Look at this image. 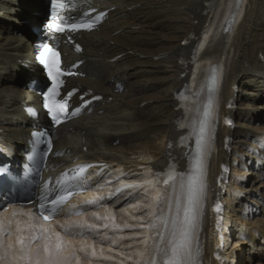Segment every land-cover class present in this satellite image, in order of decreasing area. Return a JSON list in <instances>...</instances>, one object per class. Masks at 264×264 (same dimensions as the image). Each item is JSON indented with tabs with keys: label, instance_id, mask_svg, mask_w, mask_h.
Instances as JSON below:
<instances>
[{
	"label": "bare ground",
	"instance_id": "6f19581e",
	"mask_svg": "<svg viewBox=\"0 0 264 264\" xmlns=\"http://www.w3.org/2000/svg\"><path fill=\"white\" fill-rule=\"evenodd\" d=\"M44 3L0 0V141L5 143L0 147L6 150L9 145L17 155L29 148L32 128L37 126L26 109L39 106V100L19 82L31 79L30 74L40 77L33 60L39 43L34 30L43 27ZM74 7L107 12L104 23L93 32L71 36L81 52L61 40L65 64L80 62L79 75L68 81L66 89L77 90L75 101L83 94L98 100L78 119L58 127L55 157L42 180L92 166L95 176L90 188L121 168L141 183L130 193L111 197L107 201L110 210L92 218L71 217L62 228L42 220L29 221L24 212L11 208L0 215L4 231L0 255L7 250L12 258L13 249L20 247L15 240L13 249L7 248V233L20 228L18 234L27 245L34 227L35 234L45 232L63 248L70 236L78 240L63 253L78 257L70 264H150L153 258L162 264V254L156 252L159 236L152 235L162 231V223L155 221L153 226L151 221L167 213L166 245L170 219L177 212L181 175L190 172L199 118L193 106L183 113L178 101L192 58L196 65L189 88L204 92L208 72L213 70L217 90L208 95L213 119L203 154L205 190L193 234L196 264H264V121L259 120L264 111V0H77ZM230 11L232 20L228 21ZM25 27L31 30L22 31ZM225 118L232 120V128L225 126ZM1 148L0 156L6 158ZM169 163L182 174L167 185L155 184L150 169L162 179ZM122 183L103 185L102 195L113 194L112 188ZM245 192V200L233 202ZM88 199H96L95 207L99 204L94 194L81 201ZM215 203L221 204L222 213L213 211ZM88 225L93 232L86 233ZM116 226L131 231H117ZM226 226L231 232L226 233ZM241 239L249 250L233 248ZM229 240L232 246L224 250L222 245ZM228 257L235 263L227 261ZM0 264H9L8 259Z\"/></svg>",
	"mask_w": 264,
	"mask_h": 264
},
{
	"label": "snow or ice",
	"instance_id": "6c2138e0",
	"mask_svg": "<svg viewBox=\"0 0 264 264\" xmlns=\"http://www.w3.org/2000/svg\"><path fill=\"white\" fill-rule=\"evenodd\" d=\"M53 8V16H55V9L62 7L57 0H51ZM96 21H92L87 25H80L79 27H87L91 30L92 25ZM73 29L78 30V26L71 25ZM57 31H64L63 28L56 26ZM79 51V48H77ZM39 62L47 70L48 78L51 81V87L48 88L44 94V108L47 109L51 115L52 121L56 124L62 122L61 117L67 113V103H61L57 100L59 95L58 78L64 76L66 73L61 70L59 53L54 51L50 46L44 45L43 50L39 52L37 57ZM214 83V80H213ZM211 104L209 99L208 106L203 112V118L197 122L196 135H197V149L196 155L192 161V166L189 174L185 177L181 175L180 195L176 197V215L172 219V229L169 239L165 245V234L161 232L158 234L159 243L156 247V252L162 254V264H196V254L198 249L193 248V234L196 231L197 215L200 210L201 198L204 193V184L202 181L203 176V154L206 146L208 124L211 118ZM51 144L49 143V149ZM3 170H0L2 172ZM86 171L85 167H80L76 175L72 178ZM172 180H175V176H172ZM168 183V181H164ZM175 193V187H173ZM73 195L72 192H66L56 195L49 201V193L47 189H44L39 198L40 216L45 221H48L51 216L48 214L55 213L62 205H64L68 199ZM48 202L51 208L46 207ZM88 203H93L89 201ZM80 215L79 212L74 213ZM155 226V221L153 222ZM165 232L168 231V221H164ZM21 229L17 228V232ZM43 231V230H41ZM36 230L33 227V234L28 238L29 243L24 245L25 237L18 235L16 238L17 245H20L18 249H13L11 244L7 245L8 249H13L11 255L12 260L10 264H70L71 259L75 257V254L63 255L65 249L62 247L61 242L58 240L55 244L51 243L50 237H45L43 234H35ZM10 237L11 233H7ZM38 241H43L42 245H37ZM83 250V249H81ZM9 251H5L0 255V259H8ZM150 264H157V260L153 258Z\"/></svg>",
	"mask_w": 264,
	"mask_h": 264
},
{
	"label": "rangeland",
	"instance_id": "374dc122",
	"mask_svg": "<svg viewBox=\"0 0 264 264\" xmlns=\"http://www.w3.org/2000/svg\"><path fill=\"white\" fill-rule=\"evenodd\" d=\"M39 3V2H38ZM41 14L42 13H39L38 14V18H40L41 17ZM28 21H30L29 19H27V21H26V24L25 25H27V26H29V22ZM24 27V26H23ZM23 30L22 31H24V32H29L30 30H31V27H28V30L26 29V27L25 28H22ZM35 31V30H34ZM29 81H30V79H27V78H22L21 80H20V82H19V84H21L22 86L23 85H26L27 83H29ZM260 113H261V116H260V121L262 122V121H264V111L262 110V111H260ZM232 158V156H230V159ZM230 161L231 160H229V163H230ZM263 166H264V163L262 164ZM227 174H229V177L230 178H232V175H231V169L229 168V170L227 171ZM249 177H251V179L253 178V176H249ZM229 178V179H230ZM246 192L244 193V194H242V197H240V196H238L236 199H234V201L233 202H235L237 199H239L240 201H243V200H245V197H246ZM247 205L248 206H251L252 207V205H250V202H248L247 203ZM253 209V208H252ZM256 211V210H255ZM243 243H245V242H238V243H236L235 245H234V248H243V249H246V250H249V248H248V245H246V244H243ZM227 249V248H226ZM251 251V250H250ZM248 252V251H247Z\"/></svg>",
	"mask_w": 264,
	"mask_h": 264
},
{
	"label": "water",
	"instance_id": "95a60500",
	"mask_svg": "<svg viewBox=\"0 0 264 264\" xmlns=\"http://www.w3.org/2000/svg\"><path fill=\"white\" fill-rule=\"evenodd\" d=\"M44 14L42 15L43 17L41 18L42 23H46V21L50 20L51 16V0H45L44 1Z\"/></svg>",
	"mask_w": 264,
	"mask_h": 264
}]
</instances>
